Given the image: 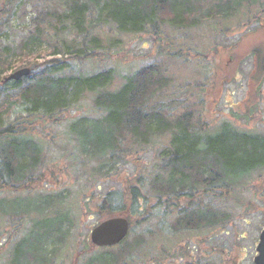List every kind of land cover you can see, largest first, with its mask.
<instances>
[{"label": "trees", "instance_id": "trees-1", "mask_svg": "<svg viewBox=\"0 0 264 264\" xmlns=\"http://www.w3.org/2000/svg\"><path fill=\"white\" fill-rule=\"evenodd\" d=\"M14 1L0 0V30L10 21ZM101 1L60 0L57 7L42 5L19 44L0 41V193L32 191L40 173L37 179L33 177L45 162L36 136L44 135L42 141L48 143L53 139L52 129L64 127L68 145L76 153L72 157L76 168L91 164L80 173L75 171V185L86 181L97 191L88 197L82 194L81 214L91 215L94 210L96 224L122 214L130 222L128 237H133L105 249L90 262L119 264L127 254L145 252L149 235L156 241L213 229L226 234L229 217L223 204L240 192L238 187L245 179L264 171V133L243 131L231 121L209 133L212 120L203 117L207 100L201 95L208 86L202 84L194 94H187V85L173 86L156 64L120 78L114 90H109L116 80L112 68L85 75L79 66L112 56L115 40L109 39L142 33L151 34L155 55L186 58L183 51L172 50L175 44L163 46L161 35L166 27L176 32L197 30L214 21L253 14L247 30L253 20H264V0ZM97 20L115 33L106 36L96 30L101 24ZM259 30L264 31L260 21L253 33ZM44 48L50 52L40 62L36 55ZM231 56L234 61L243 60L236 53ZM247 56L253 65L247 81L252 97H248L246 116L250 117L264 84V46H251ZM20 68H29L31 76L19 82L3 81L7 73ZM210 85L218 86L216 81ZM190 95L197 98L196 103L189 100ZM81 99L88 100L97 114L72 117ZM122 175V182L111 180ZM259 179L262 189L264 176ZM70 195L67 189L35 198L25 196L32 201L23 207L13 200L6 208L2 203L7 200H0V240L3 216L16 230L6 243L11 246L7 264L50 263L76 225L71 206L66 208ZM125 207L129 215L124 214ZM24 215H33L30 228L15 241ZM36 217L41 221L35 222ZM240 238L236 236L235 242ZM89 248L94 247L89 244ZM183 249H190L192 260L197 257L196 247L187 243L175 248L171 256L176 253L188 259Z\"/></svg>", "mask_w": 264, "mask_h": 264}, {"label": "rangeland", "instance_id": "rangeland-1", "mask_svg": "<svg viewBox=\"0 0 264 264\" xmlns=\"http://www.w3.org/2000/svg\"><path fill=\"white\" fill-rule=\"evenodd\" d=\"M59 1L15 0L10 10V21L1 26V43L12 46L19 44L26 37L29 30L32 29L31 20L37 7L46 4L57 7ZM252 15H239L229 20L214 21L211 24H204L200 29L183 32H176L166 27L161 35L164 40L163 46L169 43L175 44L172 50L183 51L182 54L186 57L183 59L155 55L156 45L153 44L151 34L142 33L124 35L120 39L108 38L110 41L115 40L113 55L108 56L103 62H85L79 68L85 75L112 68L116 74V80L109 90H114L121 84L122 80L120 78L134 73L143 66L156 64L165 76L170 77L173 86L187 85V94H194L202 84L208 86L205 93H201V95L207 100L206 114L203 117L212 120V124L207 130L209 133H213L220 123L230 121L235 127L243 131L264 133V84L259 90L257 107L254 108L255 110L253 109L250 117L246 116L248 97H252L248 93L247 81L253 68L252 58L247 54L251 46L260 44L264 46V31L259 30L253 33V30L258 26V22L264 23V20L257 18L260 20L257 22L253 20L248 24L249 28L247 30L245 28L248 18L250 19ZM256 16L262 17L260 15ZM255 17L253 18L255 19ZM97 22L101 24L98 27L96 26V30H102L106 36L115 33L109 26H103L101 20H97ZM49 52L50 50L44 48L41 54H37L36 57L41 62L45 54ZM233 53L243 58L242 62L234 61L231 56ZM15 70L17 69L6 75ZM214 81L217 82V87L210 85ZM189 100L197 102V98H192L191 95ZM214 101H216L215 106L213 105ZM77 111L72 117L80 114L91 116L97 114L92 104L84 99H81ZM236 114L237 117H235ZM234 117L238 120V123L235 122ZM11 118L14 119L15 115L13 114ZM72 120L73 118L64 122L62 126L68 125ZM195 122L202 123L203 121L195 119ZM65 131L64 127L53 128V139L50 138L48 143L42 141L45 139L44 135L36 136L38 143L41 142L43 155L45 154L43 167L33 177L37 179L40 173L38 178L40 181L32 183L31 192L0 193V200H7V202L2 203L6 208L10 207L13 200H19L15 204L23 207L31 203L32 200L29 198L70 190L71 195L67 200L68 206L66 208L70 209L71 206V214L75 216L74 222L76 225L70 231L67 239L62 240L61 244L58 245L57 251L49 264H98L93 263V261L90 262V258L107 250L101 248H93L92 250L89 248V233L98 221L97 213L93 210L91 215L83 216L80 212L81 204L84 202L82 196L88 197L94 192L97 193V191L93 186L91 187L92 183L88 184L86 181L78 182L75 185L73 176L77 169L80 173L82 169H87L91 164L76 168V160L72 158L75 157L76 153L68 145V135L65 134ZM80 160L78 158L79 162ZM66 170H68V173ZM259 176H264V171L254 173V175L245 179L238 187L240 192L234 193L232 199L223 204L229 217V223L224 227L226 234H220L218 229H213L186 232L177 235L174 240L162 239L156 241L150 239L153 235H149L145 252L136 250L132 252V255L127 254L121 258L119 264H251L263 220L264 187L260 188ZM124 179L125 176L122 175L121 177H113L111 180L122 182ZM66 182L71 185L66 186L64 184ZM258 188L260 189L259 192L257 191ZM123 211L126 215L130 214V210L126 207ZM32 216L24 215L15 241L30 228ZM41 219V217H36L35 222H40ZM1 224L4 235L0 240V264H7L11 246L6 245V243L10 236H14L16 230L10 226L6 215L3 216ZM144 227L141 226L140 228ZM236 236H240L241 240L235 242ZM132 238V236H129L128 240ZM186 243L196 247L195 255L197 257L193 260V257H189L190 249H183L184 253L187 252L188 259L176 253L171 256L175 248H182L186 246ZM114 252H117V249Z\"/></svg>", "mask_w": 264, "mask_h": 264}, {"label": "water", "instance_id": "water-1", "mask_svg": "<svg viewBox=\"0 0 264 264\" xmlns=\"http://www.w3.org/2000/svg\"><path fill=\"white\" fill-rule=\"evenodd\" d=\"M30 70L27 68L18 70L5 78V81H19L23 77H28ZM264 217V210H263ZM129 231V222L123 217L108 219L90 232V241L97 247H110L119 244L127 236ZM258 256L254 259V264H264V228L259 238L257 246Z\"/></svg>", "mask_w": 264, "mask_h": 264}]
</instances>
